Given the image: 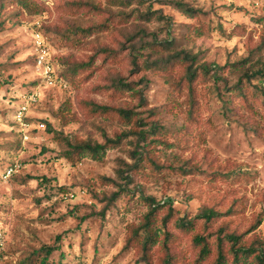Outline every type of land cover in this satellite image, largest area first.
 <instances>
[{
  "label": "rangeland",
  "instance_id": "obj_1",
  "mask_svg": "<svg viewBox=\"0 0 264 264\" xmlns=\"http://www.w3.org/2000/svg\"><path fill=\"white\" fill-rule=\"evenodd\" d=\"M257 1L0 0V172L21 164L0 179L1 264H40L46 247L48 264H213L220 247L232 258L230 233L264 246ZM36 31L53 84L35 64ZM35 89L23 126L14 114ZM67 139L105 153L69 159ZM154 203L158 234L143 249L131 237Z\"/></svg>",
  "mask_w": 264,
  "mask_h": 264
},
{
  "label": "trees",
  "instance_id": "obj_2",
  "mask_svg": "<svg viewBox=\"0 0 264 264\" xmlns=\"http://www.w3.org/2000/svg\"><path fill=\"white\" fill-rule=\"evenodd\" d=\"M182 10L185 12H191L193 13L195 10L191 7H185L182 5ZM56 73V72H55ZM57 75L62 78L58 73ZM264 75V73H263ZM263 85H264V77L262 78ZM141 98L143 99L144 96L141 95ZM145 100V98H144ZM95 110H103V111H109L112 110V108L97 105L95 107ZM114 110V109H113ZM116 111L124 118L132 119V111L129 109H116ZM67 143V150L64 154L65 157L71 159L74 154H77L79 158L83 157L85 154H90L94 159H101L102 155L105 153V145L99 144V143H90L83 140H76L75 142H71L68 139L66 140ZM16 162L9 163L5 168L0 172V179H3V173L7 169L8 166L11 164H14ZM21 169V167L19 168ZM18 171V170H17ZM17 171L15 173H17ZM13 173L9 178L10 179L13 175ZM159 203L152 204L150 214H148V219L145 224H142L139 228L133 230V236L131 239L136 240L137 242L141 243L143 246V249L148 248V244L150 242H154V236H156L158 233L153 230L151 226V220L150 216L152 213H154L159 208ZM205 217H207L208 220H210L213 216L216 215V213L213 210H208L207 212H204ZM186 225H189L186 223ZM4 232L6 231L3 227H0ZM240 235H236L235 233L228 234V238L231 242V247L229 251L232 253V258H230L222 247L219 248L217 257L215 258L213 264H250L249 258L253 257V263L255 264H264V246L261 248H256L255 246H244L239 245L238 242L240 240ZM196 244L200 245V256L201 258L208 257L211 253V248L208 244V242L203 238V236L197 235L195 237ZM57 249L56 247H46L44 250L46 251V255H50L53 250ZM47 256L44 257L40 264H48L47 263ZM252 263V262H251Z\"/></svg>",
  "mask_w": 264,
  "mask_h": 264
},
{
  "label": "built area",
  "instance_id": "obj_3",
  "mask_svg": "<svg viewBox=\"0 0 264 264\" xmlns=\"http://www.w3.org/2000/svg\"><path fill=\"white\" fill-rule=\"evenodd\" d=\"M256 6H260L264 9V0L257 1ZM35 42V64L38 71L41 73L43 78L47 80L50 84H53L57 79L55 69L50 61V47L46 37L39 31L34 33ZM67 85L66 83L64 84ZM40 98L39 90H32L28 97L19 104L17 107L14 117L17 122L23 126H27V116L29 114L32 105L37 103ZM43 125V124H42ZM21 164L16 162L7 167L3 173V179L9 178L13 173H15ZM7 245V236L5 232L0 228V264L5 258V250Z\"/></svg>",
  "mask_w": 264,
  "mask_h": 264
}]
</instances>
